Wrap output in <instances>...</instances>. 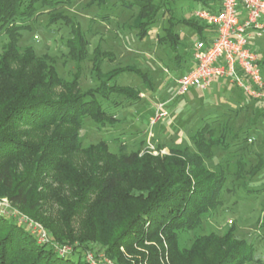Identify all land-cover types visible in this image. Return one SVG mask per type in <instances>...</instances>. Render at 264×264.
<instances>
[{
	"label": "trees",
	"instance_id": "16d2710c",
	"mask_svg": "<svg viewBox=\"0 0 264 264\" xmlns=\"http://www.w3.org/2000/svg\"><path fill=\"white\" fill-rule=\"evenodd\" d=\"M37 1L0 0V29L17 33L28 27ZM40 1L52 7L64 2ZM197 1L205 8L211 0ZM122 5L137 8L131 27L139 38L148 33L162 7L169 11L159 40L174 51L182 45L174 30L177 23L195 29L197 39L207 28L193 15L176 18L171 7L153 0H127ZM75 29L76 38H81L79 27ZM252 46L264 76L263 50ZM181 57L174 58L179 66ZM123 71L148 80L135 66L114 70L108 78ZM104 86L106 92L128 102L141 99L140 91L131 86L115 82ZM106 92L102 97H109ZM86 119L110 127L117 121L91 91L78 92L75 82L63 81L36 60L31 49L17 55L9 45L4 48L0 54V197L40 222L50 237L39 242L14 216L0 213V264H91L81 251L93 241L107 246L124 264H161L164 252L169 264H244L252 258L253 245L233 239L231 231L197 238L189 249L179 248L177 231L199 224L217 203L224 184V174L207 169L201 155L203 136L211 137L213 123L193 136L199 153L184 149L159 157L138 151L115 155L102 142L82 147L79 129ZM244 132L241 138L247 142ZM63 245L70 250L60 253ZM120 247L135 258L127 260Z\"/></svg>",
	"mask_w": 264,
	"mask_h": 264
},
{
	"label": "rangeland",
	"instance_id": "374dc122",
	"mask_svg": "<svg viewBox=\"0 0 264 264\" xmlns=\"http://www.w3.org/2000/svg\"><path fill=\"white\" fill-rule=\"evenodd\" d=\"M126 1L64 0L52 7L39 0L28 27L17 33L0 29V54L7 45L17 55L31 49L34 58L52 68L59 78L75 82L80 93L91 91L115 114L117 121L111 127L86 119L79 129L82 147L102 142L115 155L138 151L163 157L184 149L199 153L193 136L205 124L213 123L211 137L203 136L201 155L207 169L224 174V184L217 203L199 224L177 231L179 248L189 249L197 238L231 231L233 239L245 240L254 247L252 258L244 264H264V115L259 103L235 83L221 78L214 79L207 89L193 87L177 95L175 80L194 66L190 51L199 34L185 23H177L174 30L182 45L176 51L171 49L159 40L169 13L162 7L148 33L139 38L131 27L138 10L123 6ZM163 1L153 0L163 3L164 8L171 7L178 19H190L202 8L197 0ZM65 15L69 19H64ZM76 26L81 38H76ZM254 44L264 50V30ZM176 54L182 56L181 66L174 60ZM126 66L139 68L148 80L129 71L108 78L110 72ZM112 82L139 90L141 99L128 102L106 92L104 84ZM104 92L108 98L102 97ZM244 131L251 141H242ZM11 207L15 218L23 216L46 230L40 222ZM20 224H27L26 220ZM73 224L77 226L76 221ZM68 250V245L59 248L60 253ZM120 252L127 260L135 258L123 247ZM164 253L160 263L169 264L168 253ZM81 254L91 264H124L109 253L107 246L94 241Z\"/></svg>",
	"mask_w": 264,
	"mask_h": 264
},
{
	"label": "built area",
	"instance_id": "2783aa9c",
	"mask_svg": "<svg viewBox=\"0 0 264 264\" xmlns=\"http://www.w3.org/2000/svg\"><path fill=\"white\" fill-rule=\"evenodd\" d=\"M193 16L207 28L191 48L194 66L175 80L177 95L193 87L207 89L221 78L242 88L264 109V76L252 46L264 30V0H211L209 7L195 10ZM12 209L6 197L0 199V213L12 215ZM25 220L39 242L47 240L39 224L23 216L17 219Z\"/></svg>",
	"mask_w": 264,
	"mask_h": 264
},
{
	"label": "crops",
	"instance_id": "0c3cea01",
	"mask_svg": "<svg viewBox=\"0 0 264 264\" xmlns=\"http://www.w3.org/2000/svg\"><path fill=\"white\" fill-rule=\"evenodd\" d=\"M263 53H264V50H263Z\"/></svg>",
	"mask_w": 264,
	"mask_h": 264
}]
</instances>
